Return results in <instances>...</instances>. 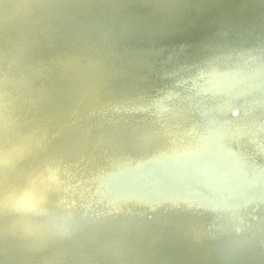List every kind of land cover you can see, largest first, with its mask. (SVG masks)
I'll use <instances>...</instances> for the list:
<instances>
[{"label":"bare ground","instance_id":"1","mask_svg":"<svg viewBox=\"0 0 264 264\" xmlns=\"http://www.w3.org/2000/svg\"><path fill=\"white\" fill-rule=\"evenodd\" d=\"M246 54L264 60V0H0V264H264ZM83 182L111 210L78 206Z\"/></svg>","mask_w":264,"mask_h":264},{"label":"water","instance_id":"2","mask_svg":"<svg viewBox=\"0 0 264 264\" xmlns=\"http://www.w3.org/2000/svg\"><path fill=\"white\" fill-rule=\"evenodd\" d=\"M256 56H259V54L258 55L246 54V56H243L244 59H243L242 63L239 64L238 61H237L236 64L234 65V68H231V72L230 73L237 75L238 72L240 71V69H243L244 66L249 65V64H251L253 66H257V65H262L263 66L264 65V60L257 59ZM190 73L193 74V73H196V72L194 71V72H190ZM218 73L219 74H222L224 76L229 74V73H223V72H221V73L218 72ZM191 74H187L186 78H188ZM173 79H175V77ZM181 80H182L181 78H176L175 80H173V82L171 83V85H176V83L178 81H181ZM237 101H241L243 103H246V105H249L248 101L245 100V99H243V98H239V100H237ZM151 102H152V100L149 102V104H147L146 106H144V109L145 110H147V111H153V109L150 110V108L152 107ZM230 107L227 108V110H228V112L231 113L230 115H234L232 113V109ZM188 108L193 109L194 110V113H196L198 117L204 116V114H206L207 112H212V109L210 108V106L206 109V111L201 110L200 109V106H198V107L190 106ZM134 178H136L135 177V174H131V173L130 174L129 173H121V174H119L117 176H113L111 178V181L112 182H115V181H124L125 182V181H128V180H132L133 181V180H135ZM95 179L96 178H94V180ZM86 193L87 194H90L91 195V198L93 197V199L92 200H88V196H87ZM94 193L95 192L91 188L88 187V185L86 184V182H83L82 184H80V189L76 193V196H75V199L77 201L78 206H80L82 209L84 208L89 213H91L93 216H97L99 214H105V213L108 212L107 211L108 209L111 210L112 207H110V205H108L109 204L108 200L107 199L104 200L103 198H99V197H94L95 196ZM103 195L105 197H108V195H107L106 192H103ZM117 201L120 202L121 205L123 204L120 200L117 199ZM137 204L139 205V203H137ZM117 207H119V205H117ZM187 207H189V208H191V209H193V210H195L197 212H200V213L202 211H207L208 210L207 207H205V206H203L201 204H195L194 206H190V204H189ZM256 207L257 206L254 205L251 208V211L254 212L255 209H256ZM260 208H261V210H263L264 209V205H260ZM218 211L220 212L219 214H221V215H226L227 214L226 211H223L221 209L218 210ZM120 212L121 213H124V215L130 214V212H123V211H120ZM233 212H236V215L235 216H236V219H237V221H238V223H239L240 226H247L249 224V221L247 220L248 218H245V217L242 216V214L244 212H246V209H242V210H239V209L236 210L235 209V211H233ZM255 216H252L251 217V222L255 220V218H256ZM17 230L19 232L22 231L24 233H27V232H25L26 230L23 229V227H19ZM238 231H239V228H236L233 232L237 233ZM1 244H2V239H0V245ZM262 246L264 247V244H262Z\"/></svg>","mask_w":264,"mask_h":264},{"label":"clouds","instance_id":"3","mask_svg":"<svg viewBox=\"0 0 264 264\" xmlns=\"http://www.w3.org/2000/svg\"><path fill=\"white\" fill-rule=\"evenodd\" d=\"M15 210V209H14Z\"/></svg>","mask_w":264,"mask_h":264}]
</instances>
